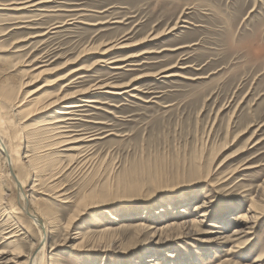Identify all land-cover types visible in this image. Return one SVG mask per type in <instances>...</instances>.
<instances>
[{
  "label": "rangeland",
  "instance_id": "374dc122",
  "mask_svg": "<svg viewBox=\"0 0 264 264\" xmlns=\"http://www.w3.org/2000/svg\"><path fill=\"white\" fill-rule=\"evenodd\" d=\"M37 1L0 0L3 140L15 160L0 147V258L29 264L45 239L23 211L22 180L47 220L41 264H264V0L17 9ZM117 41L138 44L109 57L147 52L96 63ZM108 83L118 88L91 90ZM38 88L35 103L11 107ZM75 101L85 105L72 133L91 140L31 133ZM244 211L255 225L236 236Z\"/></svg>",
  "mask_w": 264,
  "mask_h": 264
},
{
  "label": "bare ground",
  "instance_id": "6f19581e",
  "mask_svg": "<svg viewBox=\"0 0 264 264\" xmlns=\"http://www.w3.org/2000/svg\"><path fill=\"white\" fill-rule=\"evenodd\" d=\"M52 0H39L35 3H32V4H29L28 6H22V7H17V9H24V8H27V7H31V6H37L38 4H41V3H44V2H50ZM55 2V1H54ZM22 4V3H21ZM5 9V8H4ZM45 11V10H44ZM38 20V19H37ZM119 22V21H118ZM16 23V22H15ZM45 28V27H44ZM158 34V33H157ZM157 34H152L150 35L149 38H146V39H143L141 40L142 42L143 41H147V40H152V39H155L157 37ZM160 36V35H159ZM128 40V39H127ZM120 41V40H118ZM114 42V43H106V45H103L105 46L104 48V51L102 52L104 55L107 54V56H105L104 58L100 59L98 62L96 63H105V64H112V63H116V62H120V61H128V59L130 58H133V57H139L140 54H143L145 52H142V53H139V54H131V55H128L127 57H122V58H114V57H109L108 55L110 53H113V50H116V49H120V48H126V47H129V46H132L135 44V43H126L124 41L122 42ZM138 42V41H137ZM144 43V42H143ZM105 44V43H104ZM138 44V43H136ZM135 44V45H136ZM138 46V45H137ZM103 50V48H102ZM113 55V54H112ZM141 56V55H140ZM109 57V58H108ZM95 63V64H96ZM85 66H80V67H77V68H74L72 70H70L66 75H63L61 77H59L56 81H61V80H65L68 76L72 75L73 73L79 71V70H82L84 69ZM35 70V69H34ZM92 71V70H91ZM46 72V71H45ZM171 75V74H169ZM173 75V74H172ZM163 76V75H161ZM167 76V75H166ZM158 78V77H157ZM137 79V78H136ZM141 79V78H140ZM70 82V81H69ZM69 84H65L63 85L62 88L68 86ZM122 86V85H121ZM129 86V85H128ZM123 87V86H122ZM101 88H118V86H115V85H112L110 83L108 84H97L95 85L91 90H98V89H101ZM120 88V87H119ZM135 89V88H134ZM137 89V88H136ZM39 90L36 89L35 91L29 93V95L27 97H29V99H16V101L12 104V108L16 111L22 107H24L25 103H35L36 102V92ZM62 90V89H61ZM105 90V89H104ZM107 92H114L112 90H109L107 89ZM61 94V95H60ZM55 99H52L50 100V102L48 103V105L46 106L47 108H53L61 103H63L65 100H67L68 98H70L71 96H68V94H65V90L60 93ZM76 96V95H75ZM5 100H8V101H5ZM10 98L9 99H6V98H3L1 99L0 98V147L1 149L4 151L5 155L7 156V162H8V165L13 168L14 167V164H15V160H14V157L10 154V152L8 151V147L6 146L4 140H3V135L6 134V123L7 121L4 119L3 117V110L5 108H7L8 106V102H9ZM87 102H90V103H94V102H99L97 101L96 99H88ZM10 104V103H9ZM85 105V104H84ZM82 103H80L79 101H75V102H69V103H66L64 106V108H62L61 110L58 111V115L55 116L53 119L49 120V121H46L45 123H40L38 126H34L33 128H31V133L32 134H37V133H34V132H47L46 134H50L51 136L55 137L57 136L58 138H62V144L61 145H67V144H71V143H76V142H79V141H86V140H91V139H87V137H83V138H78L77 134H73L72 131L74 129L70 128L71 127V124H72V121L71 120H75V118H73L72 116L77 114L76 112H79L81 110V108L84 106ZM89 106V104H88ZM46 110V109H45ZM20 111V110H19ZM13 125V124H12ZM30 127V126H29ZM9 132V131H8ZM55 141V140H54ZM72 145V144H71ZM250 145V144H249ZM68 146V145H67ZM66 146V147H67ZM76 147V146H75ZM73 148V147H72ZM49 149V148H48ZM79 149V148H78ZM76 150V149H75ZM229 160V159H228ZM14 176L15 174L12 173ZM58 182V181H57ZM17 184H19V187H18V190H19V195L21 196L20 198L23 200V203H22V208L24 209L23 211L26 212V214H28L31 219L33 220V223L35 222L38 226L42 227L44 229V232H45V239L42 240V242H40V251L42 249H44V253H45V246L47 244L46 242V239H47V235H48V232H47V220H45V218L41 215L38 214V212H36L33 207H32V202H27V199H28V190L26 189L25 187V184L22 180H18L17 181ZM261 189V188H260ZM14 204V203H13ZM254 207V206H253ZM250 210V209H249ZM252 211H255L254 209H251ZM241 215L238 217V219H242V223L240 226H238L237 228L234 229V235L236 236H239V235H246L248 233L251 232V230L254 228V224H252V222H254V219L253 218H256V216H254L253 212H249L247 213L246 211L244 212H241L240 213ZM45 216V215H44ZM204 216V215H203ZM185 221V220H184ZM187 222V221H186ZM196 222V220H193V223ZM197 223V222H196ZM111 227H107L105 228V230L107 229H110ZM175 228V227H174ZM173 228V229H174ZM188 228V226L186 227ZM172 229V230H173ZM180 232V231H179ZM191 233V232H190ZM157 234V233H156ZM153 235V236H156ZM152 236V235H151ZM95 239V238H94ZM212 241V240H211ZM39 246V247H40ZM38 248V247H37ZM39 251V252H40ZM39 252L35 255H32L30 260H29V264H41V258L39 257ZM1 253V252H0ZM43 253V254H44ZM5 254V253H4ZM3 256V254H2ZM42 256V255H41ZM44 256V255H43ZM196 257V256H195ZM4 259V258H3ZM8 260V259H7ZM261 260V259H258V261ZM39 262V263H38ZM0 264H9L8 261H4L2 260V258H0ZM11 264V263H10Z\"/></svg>",
  "mask_w": 264,
  "mask_h": 264
}]
</instances>
